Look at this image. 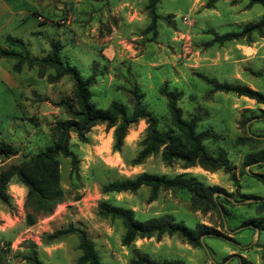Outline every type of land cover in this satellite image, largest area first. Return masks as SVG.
Wrapping results in <instances>:
<instances>
[{"label":"rangeland","instance_id":"1","mask_svg":"<svg viewBox=\"0 0 264 264\" xmlns=\"http://www.w3.org/2000/svg\"><path fill=\"white\" fill-rule=\"evenodd\" d=\"M207 2L159 0V19L154 31H147V0H0L1 48L6 47L7 35L22 40L31 56H45L50 42L59 43L61 60L75 67L81 78H94L89 91L97 108L117 102L130 110L129 92L136 85L161 130L169 127L161 88L181 92L177 107L182 118L189 120L196 114V133L209 130L220 136L219 141L203 145L211 154L225 151L237 180L236 185L221 169H183L179 162L165 166L159 154L133 165L145 135L143 120L127 129L119 152L112 150L113 128L104 124L90 130L85 144L71 133L68 147L75 162L58 158L64 198L50 216L38 217L28 226L26 192L15 179L6 186L9 203H0L3 264H28L23 258L31 251L42 264H78L77 235L46 238L69 227L84 231L102 264H135L141 258L156 263L264 264V208L256 205L264 201V184L258 178L264 175V162L245 165L246 156L264 152V106L233 93L214 92L207 83L240 85L264 94V33L221 45L210 43L213 33L238 32L257 22L264 10L259 5L248 7L246 0H219L210 9ZM12 64L0 58V141L17 153L0 158V172L50 146L51 127L68 118L56 104L72 101L73 84L68 77L50 84L53 71L23 68L16 74ZM141 173L186 174L233 198L231 204L220 200L218 207L203 209L192 207L190 196L181 191H159L152 202H148V187L134 193H101L102 186ZM102 202L130 210L141 223L169 218L189 229L197 225L214 228L223 237L205 236L200 248L175 236L135 239L122 246L121 222L97 215ZM253 219L259 221L260 229L245 223Z\"/></svg>","mask_w":264,"mask_h":264},{"label":"trees","instance_id":"2","mask_svg":"<svg viewBox=\"0 0 264 264\" xmlns=\"http://www.w3.org/2000/svg\"><path fill=\"white\" fill-rule=\"evenodd\" d=\"M219 0H208L206 8L210 9ZM234 3L242 0H229ZM247 6L259 5L264 10V0H246ZM159 0H147L145 11L149 19L147 31H154L159 16L156 13V6ZM264 33V12L255 23L244 25L240 31L218 35L213 33L211 44L221 45L229 41H239L248 39L253 34L261 37ZM5 48L0 47V58L12 60V72L19 74L23 68L39 70H51L53 75L48 77V81L55 83L63 77H68L72 84V101L61 100L56 104L63 107L68 115L65 120L57 121L51 127L52 143L45 149L37 152L31 158L22 161L15 167L0 172V203L8 205L9 197L6 194V186L15 179L26 189L24 208L26 210L25 220L28 226L35 223L36 218L50 216L55 208L62 203L64 195L60 187V172L58 158L69 159L75 162V156L70 151L68 144L70 134L74 133L77 140L87 143V134L90 130L104 124L107 129L113 128L112 150L119 152L126 136L127 129L143 120L146 124L145 135L140 142V151L132 161L133 165H138L145 158L159 154L161 162L165 166H170L179 162L183 169L200 167L206 171L223 170L230 175L231 180L237 185L234 167L229 162L223 149L211 154L207 151L204 142H217L221 138L219 135L209 130L196 133L199 117L194 114L189 120L182 118L181 110L177 107V102L181 99L182 93L176 90H168L162 87L160 94L166 100L169 127L166 130L158 128V118L148 112L142 103L143 93L136 85H133L129 95L131 98V109L124 105L111 102L106 109H99L91 102L89 88L93 85L94 78H81L75 67L63 62L60 57L61 45L57 42H50V51L45 56H31L27 46L18 38L9 35L4 37ZM214 92L233 93L238 97H245L253 100L256 104L264 106V94L251 90L240 85H228L226 83H216L208 81ZM249 139V138H248ZM243 140L238 139V143ZM17 151L10 145L0 141V158H10L15 156ZM264 162V152L258 155H248L245 165ZM264 184V175L258 176ZM141 187H148L150 192L148 202L156 199L159 191H181L190 196V203L195 208H216L223 200L231 204L232 194H227L216 186H206L195 177L186 174L174 177L157 176L148 173H141L131 179L119 180L102 186L101 193H134ZM223 196L224 198H221ZM260 205L264 208V201ZM222 214L225 210L221 207ZM97 215L102 219L119 220L123 226L122 246H129L135 239H149L155 237L159 240L162 236L178 237L187 245L200 248L202 238L223 237L214 228L204 225H197L194 229L185 227L181 222L173 219L161 218L152 219L146 222H138L134 219L130 210L114 207L106 202H102L97 207ZM255 229H260L259 221L249 220L245 222ZM78 236V249L81 252L77 260L78 264H102L94 249V244L89 240L84 231L69 227L66 230H59L46 236L48 240H56L67 235ZM24 261L28 264H42L31 251L24 256ZM4 263V257L0 253V264ZM135 264H183L181 261H163L156 263L148 258H141Z\"/></svg>","mask_w":264,"mask_h":264},{"label":"crops","instance_id":"3","mask_svg":"<svg viewBox=\"0 0 264 264\" xmlns=\"http://www.w3.org/2000/svg\"><path fill=\"white\" fill-rule=\"evenodd\" d=\"M21 189L22 191L26 192V189L23 186H21Z\"/></svg>","mask_w":264,"mask_h":264},{"label":"bare ground","instance_id":"4","mask_svg":"<svg viewBox=\"0 0 264 264\" xmlns=\"http://www.w3.org/2000/svg\"><path fill=\"white\" fill-rule=\"evenodd\" d=\"M108 161H110V160H108Z\"/></svg>","mask_w":264,"mask_h":264}]
</instances>
